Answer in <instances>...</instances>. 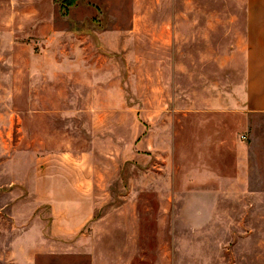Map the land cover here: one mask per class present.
<instances>
[{
  "label": "rangeland",
  "instance_id": "rangeland-1",
  "mask_svg": "<svg viewBox=\"0 0 264 264\" xmlns=\"http://www.w3.org/2000/svg\"><path fill=\"white\" fill-rule=\"evenodd\" d=\"M244 1L0 0V264H92L109 231L78 228V214L94 208L92 223L121 206L138 223L133 264H264V111L224 129L200 112L173 116L207 110L215 89L175 91L171 70L155 68L157 49L171 61L156 22L138 21L126 45L111 34L135 16L211 14L218 61L226 38L243 36L220 16L245 14ZM182 90L192 102L175 101ZM161 187L177 198L158 197Z\"/></svg>",
  "mask_w": 264,
  "mask_h": 264
},
{
  "label": "crops",
  "instance_id": "crops-1",
  "mask_svg": "<svg viewBox=\"0 0 264 264\" xmlns=\"http://www.w3.org/2000/svg\"><path fill=\"white\" fill-rule=\"evenodd\" d=\"M80 1V0H79ZM82 1H97V0H82ZM101 1V0H98ZM102 1H179V0H102ZM245 14L225 15L220 16L228 22H236L235 25L225 26L227 33H239L243 31V36L226 38V51L218 50L219 60L213 61L212 48V18L211 14H171V15H144L135 16L131 21L133 25L128 28L113 30L114 36L124 39L125 45L127 38L132 37V34L137 32V27L143 30L137 22H156L157 32L166 33L171 36V61L166 62L164 49L156 50L155 68L171 70V79L174 84L175 91L178 90L180 84L210 86L215 91L204 93L202 102H206L204 111L192 110H174L173 116L190 117L198 112L205 114L212 119V129H224L227 127L226 119L236 116V114L264 111V0H245ZM131 24V23H130ZM148 28V26H147ZM217 28L224 29L220 26ZM169 29V30H168ZM158 33L156 34V37ZM160 36V34H159ZM186 39V40H185ZM229 47V48H228ZM116 50V49H114ZM126 53V48L123 49ZM118 52H122L121 50ZM217 90V91H216ZM185 91V90H184ZM175 101L192 102L190 94L175 93ZM180 105V104H179ZM203 106V105H202ZM231 129L237 128L236 124L230 126ZM213 145L210 144L211 150L224 149L220 142ZM179 143L172 136V147L170 153L166 156L172 158L176 162L175 157L178 154ZM213 152L211 154L215 155ZM158 155V153H157ZM205 158V155H203ZM200 158L201 155L199 154ZM160 165V164H157ZM198 166V163L196 164ZM202 166H207L203 163ZM162 169V166H159ZM171 168V164H167ZM172 167H175V165ZM171 177H157V182L176 181V173L171 170ZM194 180L207 181V176H212L210 173H193ZM157 175V174H156ZM158 176V175H157ZM204 176V177H203ZM165 179V180H164ZM158 185V183H157ZM157 196L160 198H177V193L174 189L161 190L156 189ZM83 196H89L90 191L82 190ZM84 198V197H83ZM113 212L107 213L94 222L90 223L92 216L95 214L94 208L90 211L83 210L78 215V228H84L87 224L95 232L97 229H105L109 231V238L100 239L99 248L93 247L89 249L92 264H133L137 261V257L141 254L132 252L133 237L137 234L134 231L133 224L138 225L136 218L132 220L131 208L121 206L114 208ZM164 209H162L163 212ZM81 220V223H80ZM119 237H113V232H119ZM95 237L88 239L89 246L95 244ZM84 241V238L82 239ZM137 243V241H136ZM85 244V243H83ZM119 246V251H114V247ZM99 249L100 254L104 253V260L96 253ZM138 262V261H137Z\"/></svg>",
  "mask_w": 264,
  "mask_h": 264
}]
</instances>
